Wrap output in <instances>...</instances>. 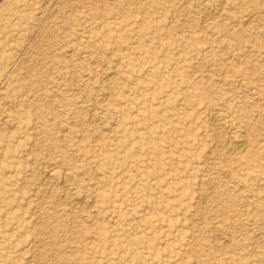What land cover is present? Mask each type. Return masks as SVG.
<instances>
[{"label": "rangeland", "instance_id": "obj_1", "mask_svg": "<svg viewBox=\"0 0 264 264\" xmlns=\"http://www.w3.org/2000/svg\"><path fill=\"white\" fill-rule=\"evenodd\" d=\"M263 11L0 0V264H264Z\"/></svg>", "mask_w": 264, "mask_h": 264}, {"label": "bare ground", "instance_id": "obj_2", "mask_svg": "<svg viewBox=\"0 0 264 264\" xmlns=\"http://www.w3.org/2000/svg\"><path fill=\"white\" fill-rule=\"evenodd\" d=\"M204 5V4H203ZM217 8V7H216ZM220 8H221V6H220ZM223 8V7H222ZM206 9V8H205ZM219 9V8H218ZM122 12V11H121ZM220 12H221V10H220ZM214 14H217V13H214ZM218 15V14H217ZM216 16V15H215ZM214 16V17H215ZM255 16V15H254ZM256 18H264V11L262 12V13H260L258 16L256 15L255 16ZM255 17H253L252 18V20H254L255 19ZM215 19V18H214ZM256 20V19H255ZM250 22V21H249ZM88 34V33H87ZM114 55V54H113ZM110 56V55H109ZM83 58V57H82ZM91 58V57H90ZM109 58V57H108ZM96 63V62H95ZM210 71H211V69H210ZM107 77V76H106ZM245 82V81H244ZM248 84V83H247ZM243 85V84H242ZM5 88V87H4ZM109 94V93H108ZM13 98V97H12ZM3 99V98H2ZM1 99V100H2ZM1 103H2V101H1ZM3 104V103H2ZM13 107V106H12ZM11 107V108H12ZM11 110V109H10ZM99 111V110H98ZM98 111H97V113H98ZM211 113V112H210ZM93 116H95V115H93ZM215 117V116H214ZM93 118V117H92ZM96 118H97V116H96ZM91 119V118H90ZM93 119H95V118H93ZM92 119V120H93ZM216 120H218V119H216ZM91 122H93V121H91ZM96 123V122H95ZM60 125V124H59ZM62 133H64V132H62ZM233 138V137H232ZM234 142V141H233ZM239 142V141H238ZM235 143H237V142H235ZM242 143V142H241ZM230 144H232V142L230 143ZM238 144V143H237ZM228 146V145H227ZM234 146V145H233ZM237 147H238V145H236ZM239 147H240V145H239ZM233 149V148H232ZM234 151V150H233ZM54 166H50L49 167V165H48V167H46V170H45V174H47L49 177H52L53 175H55L56 173H57V167H55V168H53ZM45 169V168H44ZM61 170H63V169H61ZM69 171V170H68ZM66 173V172H65ZM66 177V176H65ZM50 179V178H49ZM67 179V178H66ZM68 180V179H67ZM43 185V184H42ZM83 202V201H82ZM71 203H73V202H71ZM77 204V203H76ZM82 204V203H81ZM78 205V204H77ZM75 206V205H74ZM91 206V205H90ZM92 206H94V205H92ZM72 208V207H71ZM80 209H81V207H80ZM5 218V217H4ZM147 248V247H146Z\"/></svg>", "mask_w": 264, "mask_h": 264}]
</instances>
